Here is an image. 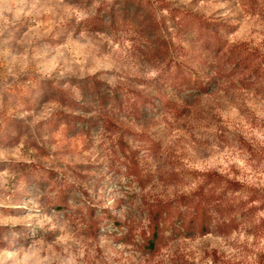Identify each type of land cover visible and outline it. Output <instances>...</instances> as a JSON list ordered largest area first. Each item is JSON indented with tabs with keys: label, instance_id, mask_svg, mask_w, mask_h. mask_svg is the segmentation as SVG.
<instances>
[{
	"label": "rangeland",
	"instance_id": "rangeland-1",
	"mask_svg": "<svg viewBox=\"0 0 264 264\" xmlns=\"http://www.w3.org/2000/svg\"><path fill=\"white\" fill-rule=\"evenodd\" d=\"M160 1L166 18L184 9L224 23V50L264 54V0ZM115 2L0 0V264H256L264 255V80L244 88L239 71L206 93L175 96L166 61L145 60L137 30L109 26L104 5ZM94 18L104 20L101 30H90ZM172 42L205 57L198 45ZM88 79L97 81L93 94ZM154 92L186 113L173 116ZM137 93L151 107L124 116L117 105ZM60 95L77 106H62ZM66 116L77 119L70 128ZM80 120L91 125L86 132ZM207 172L245 188L223 194L227 206L205 235L180 227L173 202L164 240L143 252L150 208L195 193ZM230 204L233 212L223 210ZM222 224L231 230L218 232Z\"/></svg>",
	"mask_w": 264,
	"mask_h": 264
},
{
	"label": "trees",
	"instance_id": "trees-1",
	"mask_svg": "<svg viewBox=\"0 0 264 264\" xmlns=\"http://www.w3.org/2000/svg\"><path fill=\"white\" fill-rule=\"evenodd\" d=\"M116 1L110 7L104 5L109 26L115 24L132 26L137 30L146 44L143 53L145 60L166 61L168 67L165 71L167 86L175 96L190 97L206 93L209 87L215 85L220 76L225 74L233 76L239 71L242 73L239 83L244 88H249L257 80H264V54L254 51L244 55L243 52L236 50V47L224 50L226 44L218 35V30H229V27L224 23L208 22L184 9H171L166 18V16L160 15L162 11L167 10L164 1L160 0ZM166 19L172 24L169 31H166ZM88 22L90 30H101L104 27L102 18H94ZM172 40L188 45H198L205 53V57L200 59V54L182 49L174 45ZM187 61H194L202 65L201 71L186 65ZM88 83L91 86L89 92L93 94L97 81L88 79ZM83 88H86L85 84H83ZM151 97L155 98L173 116L180 117L186 113V107L178 104L172 96L154 92ZM60 99L63 102L60 103L61 105L67 104L72 109L77 106L72 96L60 95ZM147 99L137 93L125 97L117 107L124 112V116L137 118L140 114V106L151 107L152 104ZM66 119V128L73 126L77 120L70 116H66ZM79 123L84 124L82 128L85 132L91 126L83 120H80ZM244 188V185L236 180L228 179L215 172H207L203 175V182L195 193L180 196L174 201L159 202L153 205L148 212V235L144 239L142 251L146 254H153L164 240L163 222L166 218L164 213L172 209L173 202L176 203V215L182 219L180 227L190 233L205 235L210 231L211 222L214 219L213 213L219 212V208L227 206L223 194L240 192ZM182 206L190 210L187 218H185V212L180 210ZM233 207L230 204L223 210H228L231 213L234 210ZM230 222L233 223V221ZM228 226L222 224L216 229L220 233H226L231 230ZM233 228H235L234 223ZM256 264H264V255L259 258Z\"/></svg>",
	"mask_w": 264,
	"mask_h": 264
}]
</instances>
